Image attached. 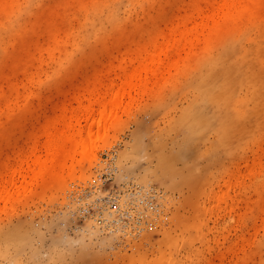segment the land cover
<instances>
[{"label": "rangeland", "instance_id": "1", "mask_svg": "<svg viewBox=\"0 0 264 264\" xmlns=\"http://www.w3.org/2000/svg\"><path fill=\"white\" fill-rule=\"evenodd\" d=\"M0 264H264V0H0Z\"/></svg>", "mask_w": 264, "mask_h": 264}, {"label": "bare ground", "instance_id": "2", "mask_svg": "<svg viewBox=\"0 0 264 264\" xmlns=\"http://www.w3.org/2000/svg\"><path fill=\"white\" fill-rule=\"evenodd\" d=\"M136 73H137V69L134 68L129 73L128 79L122 84L121 90L118 89L116 91H113L112 93H110L108 98L104 100V102L101 104V109L97 112V116L91 119V122H92L90 124L91 126L88 128L86 132V136L84 138L81 136L80 131H77L78 134H75V136L76 135L79 136L78 140H73L72 139L73 135H70L68 137H64L61 140V142H59L57 139H54V137L58 138L57 136L54 135V137L50 140V147L48 148V154H49L48 157L40 161V157H38L37 155H34L32 159V163L34 164L33 166L37 164L38 166H41L42 168L45 166L46 168L50 167L46 165L47 160L49 162H53L56 156L58 155L59 151H62V149L64 151L66 149V146H68V144L70 147H73L74 152H75V149L77 150L78 148H81L82 149L81 153H85L84 155L88 158L89 154H91V152L96 147V143L98 142V140L104 141V139L107 137L109 126H113L112 122L115 124L116 118L114 116H116V114L118 113L117 112L118 110L115 111V109L118 107L120 109V106L122 104L121 98H120L122 95V92L126 90L127 84L131 82L132 77L135 76ZM114 111H115V114H114ZM87 112H88V115L92 114L90 109ZM113 118H114V121H113ZM48 136L50 137L52 135L50 134ZM50 165L53 166V164H50ZM29 170L34 172V175L32 178H37V171L34 168L29 169ZM12 175L13 174H11V176ZM6 183L7 185H9L12 182L8 180ZM1 190L6 194L7 198H9L12 195L10 190L4 185V181H3V185L1 186ZM2 200H6L5 196L2 197Z\"/></svg>", "mask_w": 264, "mask_h": 264}, {"label": "built area", "instance_id": "3", "mask_svg": "<svg viewBox=\"0 0 264 264\" xmlns=\"http://www.w3.org/2000/svg\"><path fill=\"white\" fill-rule=\"evenodd\" d=\"M101 200H104V202L107 203L109 208H112L114 206V199H108L104 197ZM100 210H101L100 206H98V209L95 211H92L90 206H85L82 209V212L85 213V215H89L98 223H105L107 219L103 217L102 212Z\"/></svg>", "mask_w": 264, "mask_h": 264}]
</instances>
